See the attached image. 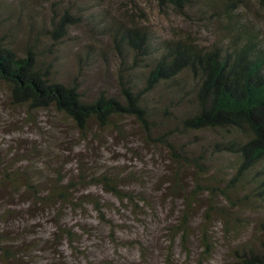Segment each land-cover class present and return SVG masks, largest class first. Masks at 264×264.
<instances>
[{"label":"trees","instance_id":"16d2710c","mask_svg":"<svg viewBox=\"0 0 264 264\" xmlns=\"http://www.w3.org/2000/svg\"><path fill=\"white\" fill-rule=\"evenodd\" d=\"M10 1L0 0V84L9 88L11 104L30 114L56 112L86 143L100 140L98 132L109 130L128 142L126 123L132 122L143 142L163 151L162 159L173 166L163 188L168 198L181 201L182 215L169 228L171 242L180 238L191 255L194 211L202 210L198 233L205 262L217 248L213 219L233 237L251 225L248 216L263 212L256 222L259 239L239 243L230 254L236 264H264V38L240 13L242 0L204 1L218 17L227 18L226 39L211 47L186 38L161 39L138 22L137 14L121 20L89 5L75 10L53 2L50 22L32 23L37 18L25 16L23 0H13L20 10ZM156 1L180 15L195 6V0ZM258 2L264 10V0ZM28 20L31 28L23 43L10 42L2 34L3 27ZM78 26L94 41L75 52L80 74L103 65L107 78L116 79L118 93L101 88L89 94L80 77L68 71L64 79L55 77L61 49L72 27ZM130 176L138 179L137 173ZM127 181L118 171L86 168L73 177L55 169L47 180L37 168L0 163V264H53L36 258L41 242H29L27 227L16 226L26 211L15 206L31 204L29 214L40 208L55 216L92 206L107 222L102 196L80 191L84 185L101 187L136 212L151 207L145 193L126 191ZM56 225L55 247L73 246L74 227L60 221ZM141 248L144 251L143 244Z\"/></svg>","mask_w":264,"mask_h":264},{"label":"rangeland","instance_id":"374dc122","mask_svg":"<svg viewBox=\"0 0 264 264\" xmlns=\"http://www.w3.org/2000/svg\"><path fill=\"white\" fill-rule=\"evenodd\" d=\"M204 1L195 0V6L183 15L170 8H160L156 0H23V5L25 16L30 14L37 18L32 19V23L37 24L50 22L54 15L53 2L56 5L65 2L75 10L83 5L93 6L91 10H105L121 20H128L129 15L137 14L138 22L149 27L161 39L186 38L211 47L216 41L226 39L227 18L218 17L217 12L209 9ZM241 2L240 13L247 17L249 27H258V34L264 38V10L258 0ZM10 3L17 7L13 0ZM20 8L21 5L17 10ZM29 24L30 20L28 23L11 24L10 28L5 26L2 34L10 42L23 43L31 28ZM70 34L59 54L62 60L58 63L55 77L64 79L69 76L65 75L68 71L73 78L80 77L83 91L89 94L93 95L101 88L118 93L116 79L107 78L103 65L87 68L80 74L75 52L94 41L84 26L72 27ZM116 68V61L112 59L111 72H115ZM126 125L131 134L128 142L117 139V133L109 130L107 133L98 132L96 139L100 140L86 143L72 125L67 124L65 117L56 112L30 114L24 108L11 104L9 88L4 83L0 84V163L24 170L37 168L47 180L54 175L55 169L60 168L65 169L70 177L78 175L83 168L112 173L118 171L128 177L126 191L136 190L150 197L151 207L136 212L132 205L106 193L101 187L86 188L84 185L80 191L82 194L91 192L102 196L107 222L92 206L74 212L68 210L58 216L40 208L29 214L27 210L31 204L15 206L26 211L16 226L27 227L31 238L29 242L34 243L37 239L41 242L35 252L36 258L53 264H236L230 254L232 249L243 241L259 239L256 222L263 212L253 216H248V213L251 225L241 235L233 237L226 234L225 225L217 217L213 219L211 225L217 238V248L211 259L204 262L198 233L203 212L196 209L190 241L192 253L188 255L180 238L175 243L171 242L169 228L182 215L181 201L177 203L168 198L166 188H163L173 166L167 159H162L163 151L143 142L141 133L133 130L132 122ZM130 173H137L138 179H129ZM187 179L189 183L193 182L192 174L187 173ZM59 221L74 227L77 232V241L73 246L68 247L66 243L64 247H55L56 224Z\"/></svg>","mask_w":264,"mask_h":264}]
</instances>
